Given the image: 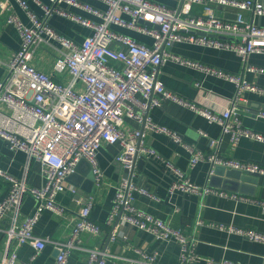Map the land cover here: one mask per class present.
Segmentation results:
<instances>
[{"label": "built area", "instance_id": "1", "mask_svg": "<svg viewBox=\"0 0 264 264\" xmlns=\"http://www.w3.org/2000/svg\"><path fill=\"white\" fill-rule=\"evenodd\" d=\"M16 1L30 18L31 25H26L14 14L7 20V23L16 26L21 46L6 63L7 78L0 82V138L7 142L11 150L25 152L29 159L41 162L45 185L33 188L25 180H18L0 168V178L9 184L7 194L0 200V231L4 233L0 264H19V251L25 244L32 245L35 254L30 261L22 264H31L46 248L48 240L34 234L35 226L46 210L62 217L68 214L70 210L60 204L57 197L68 190L77 195L78 188L68 185L67 181L76 174L82 161L89 164L94 185L97 188L103 185L105 175L98 155L105 144L121 145V153L115 160L124 169H131L136 158L160 164L173 176L170 194L176 191L201 196L213 193L244 199L219 192L208 183L205 186L194 184L172 160L146 144L141 130L126 129L125 120H136L143 123L144 128L164 133L181 144L177 134L157 126L147 115L150 108L162 107L164 102L172 100L206 117L211 123L221 125L236 143L242 138L264 143L263 134L245 128L236 118L232 119L239 115L236 103L222 113H215L173 93L158 79L159 67L172 60L234 82L238 94L249 90L264 95V88L250 85L243 75L229 74L168 51L175 43L229 50L246 63L245 72L264 73V68L248 64L251 54H264V27L246 16L249 11L253 15L264 16L262 0H182L181 7L177 9L150 0H97L106 6V10L80 0H50L51 5H42L45 19L33 14L26 0ZM0 4L9 8L2 0ZM195 4L204 6L203 14H193ZM71 7L92 14L100 22L71 12ZM217 7L234 9L236 18L218 16L215 12ZM54 14L91 29L93 34L82 42L69 38L50 25L49 19ZM142 22L151 23L154 27ZM112 26L150 36L154 40L153 45L139 43L113 30ZM37 50L56 55L53 64L55 75L36 67L34 55ZM196 87L201 88V84L196 83ZM210 146L213 154L209 156L190 148L191 167L207 161L211 165L243 173L264 175L261 164L220 157L217 140H211ZM212 175L210 170L209 179ZM135 183L123 178L116 186L108 225L113 226L116 220L118 223H115L110 239L118 238L117 229L121 224H129L151 234L157 241L180 244L179 264H198L202 259L196 253L197 240L194 236L138 209L135 205L136 193L154 201L161 199L145 186ZM27 197L35 200L36 208L21 222L20 212ZM94 203L95 197L89 196L74 218L69 237L56 243L55 264H67L76 250L87 251V264H106V252L82 246L85 235L99 237L104 231L91 219ZM4 221L9 224L6 228L2 227ZM202 224L203 221H197V225ZM212 225L250 241L264 243V234L256 230ZM133 249L137 258L127 264H159L157 251L147 253L140 248ZM205 264L236 263L205 260Z\"/></svg>", "mask_w": 264, "mask_h": 264}, {"label": "crops", "instance_id": "2", "mask_svg": "<svg viewBox=\"0 0 264 264\" xmlns=\"http://www.w3.org/2000/svg\"><path fill=\"white\" fill-rule=\"evenodd\" d=\"M7 7L0 4V82L7 78L6 63L12 54L21 46V37L14 24L7 23L8 17L16 15L26 25L31 20L16 0H2ZM33 14L39 19H45L42 5H51L50 0H26ZM91 6L106 10V6L97 0H80ZM168 8L177 9L182 0H150ZM264 3V0H262ZM69 10L89 20L100 22L98 18L78 8ZM204 6L195 4L193 14L201 15ZM216 14L227 19H235L234 9L217 7ZM246 16L256 24L264 27V16L253 15L251 11ZM129 19L128 16L124 17ZM50 25L58 32L82 42L91 36L93 31L82 27L70 19L54 14L49 19ZM112 29L132 37L139 43L152 46L154 40L135 30L112 26ZM172 54L193 62L225 71L229 74L243 75L250 85L264 88V73L255 74L244 71L245 62L235 52L220 50L206 46L187 43H175L168 48ZM35 65L48 74L55 75L53 64L56 55L52 52L37 50L35 52ZM248 64L264 68V54L254 53L248 57ZM158 79L173 93L196 103L199 107L222 113L237 104L239 115L237 119L245 128L264 135V95L257 92L243 90L238 94L234 82L209 75L201 70L181 65L172 60L165 61L158 72ZM201 84V88L196 87ZM148 117L157 126L175 133L182 143L177 144L164 133L150 131L144 128L143 123L126 118V129H139L143 132L146 144L157 150L164 157L172 160L176 166L185 172L187 177L196 185L205 186L207 183L219 192L235 194L244 199L222 197L219 194L204 196L176 191L169 193L173 176L167 173L160 164L146 162L137 171L134 182L145 186L155 193L161 201H154L140 194H135V205L138 209L163 221H168L174 228L182 229L185 233L194 236L197 240L196 253L202 260L198 264H205V260L216 262H229L236 264H264V243L250 241L238 234L219 230L212 224L227 227L253 229L264 234V175L258 180L245 182L241 174L232 170L223 177L209 179L211 164L201 161L196 166H190L192 150L200 151L205 156L213 154L210 146L211 140L219 142V156L243 162H255L264 166V143L248 138L239 142L232 140L231 134L224 132L221 125L211 123L206 117L197 114L172 100L164 102L162 107H152L147 113ZM186 144L188 148L184 145ZM191 148V149H190ZM121 153L120 144H105L98 155L100 166L105 175V181L100 188L90 179L92 175L89 164L80 166L78 174L70 177L67 184L78 188L77 195L66 191L57 197V201L70 211L62 217L50 210L44 211L34 234L48 240L46 248L31 264H55L57 258L56 243L65 241L72 232L74 218L89 196L95 197L91 212V219L104 228L99 237L85 235L82 246L85 249H96L106 252V264H127L129 260L136 259L134 248H140L147 253L158 252L159 264H179L181 246L176 242H161L144 231L129 224H121L116 240L110 239V232L114 225H108L116 186L124 177V168L115 159ZM0 168L17 178L25 180L33 188H42L45 178L42 174V164L36 159H29L22 151H13L7 142L0 138ZM9 184L0 178V200L7 194ZM36 202L33 198H25L20 221L33 214ZM203 221L197 225V221ZM7 221L2 224L8 227ZM124 237H126L124 239ZM4 233L0 231V257L4 251ZM35 254L32 245L25 244L19 251V264L30 261ZM88 253L85 250H76L69 257L67 264H87Z\"/></svg>", "mask_w": 264, "mask_h": 264}, {"label": "water", "instance_id": "3", "mask_svg": "<svg viewBox=\"0 0 264 264\" xmlns=\"http://www.w3.org/2000/svg\"><path fill=\"white\" fill-rule=\"evenodd\" d=\"M234 17H236V15ZM142 24L154 27V25H152L151 23H148V22H142ZM156 28H158V27H156ZM149 110H148V112H149ZM146 162H147L146 160H137V158H136L133 162L131 169H124V177L123 178L128 179L130 183L134 182V178H135L137 171H139L146 164ZM85 163L87 164L86 161H82L79 164L76 174H78V172L80 170V166L82 164H85ZM211 170L213 171V175L211 176V180H212L214 178L218 179V177L221 178V177L225 176V174H227V176H228V173H226L227 172L226 170H231V169H227L223 166L211 165ZM232 171H234L238 174H241V179H242V181H245V182L255 183L258 180V178L260 177L259 174L243 173V172L236 171V170H232ZM76 174H74V175H76ZM90 179L93 181V175H90ZM111 235H112V231L110 232L109 236L111 237Z\"/></svg>", "mask_w": 264, "mask_h": 264}]
</instances>
